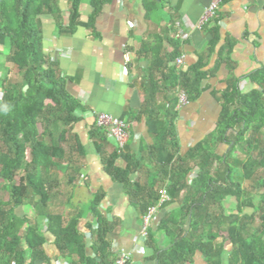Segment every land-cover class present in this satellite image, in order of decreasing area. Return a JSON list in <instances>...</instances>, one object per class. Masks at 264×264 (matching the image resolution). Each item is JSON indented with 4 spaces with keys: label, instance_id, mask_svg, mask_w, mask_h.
Segmentation results:
<instances>
[{
    "label": "trees",
    "instance_id": "16d2710c",
    "mask_svg": "<svg viewBox=\"0 0 264 264\" xmlns=\"http://www.w3.org/2000/svg\"><path fill=\"white\" fill-rule=\"evenodd\" d=\"M68 3V23H60L59 27L62 31L72 32L80 25L82 0H68ZM103 3L104 0H92L94 10L86 27L93 26L94 17ZM146 3L149 15L160 8L155 0H146ZM59 12L56 0H0V42L12 48L8 61L23 73L25 83L22 89L6 88L0 102V139L5 147L0 151V175L5 181L3 188L10 194L8 201L0 200V264L45 261L47 258L42 250L46 243L45 226L55 236L56 245L68 264H113L109 236L114 225L102 214L97 213V228L91 227L94 256H88L87 241L79 232L81 217L73 218L65 226L62 217L48 211L56 187L52 171H62L58 163L65 156L60 146L65 141L64 135L59 139L57 129L60 123L68 128L79 122L75 113L81 108L58 78L55 66L47 63L43 52L40 16ZM212 21L216 24L210 30L213 39L209 44V57L215 53L220 41L218 20ZM156 41L155 46L144 45L141 55H148L163 66L160 58L164 40L156 37ZM171 44L174 54L163 59L165 72L161 73L162 84L167 83L169 88L162 91L178 93L183 89L189 102L195 103L203 94L204 82L215 76L221 63L227 61L224 56L229 55L232 43L227 41L222 47L213 69L206 70L208 61L201 59L187 72L169 67L181 56L178 44ZM148 79V97L143 111L144 114L148 111L147 126L155 141L149 156L157 166L156 177L149 186L141 185L135 177L143 173L144 164L126 152L102 157V164L113 181L124 187L131 204L143 216L162 199L161 190H155L157 187L166 191L170 198L162 209L179 204L161 221L155 236L151 230L149 232L148 243L153 246L157 264H192L197 254H201L207 264H264V194L260 197V230L243 236L245 227L240 224L241 220H254V217L241 216L242 206H245L243 186L235 181L237 174L227 162V156L244 141L248 131L259 133L264 130V99L260 89L264 85V66L249 75L258 89L242 92L238 79L227 81L220 99L222 110L217 132L212 141L197 144L184 156L175 132L177 101L170 102L164 119L153 117L152 102L158 89L152 74ZM25 86H29L27 91ZM91 130L92 138L108 143L103 130L96 127ZM221 146L228 147L227 155L222 157L217 153ZM253 148L256 151V146ZM99 151L102 153V148ZM121 159L127 164L125 168L118 166ZM255 163L264 171V148L256 153V159L248 157L242 164L241 177L245 181L254 178L252 166ZM196 168L198 174L191 182ZM22 170L25 174L17 183V173ZM258 183L264 191V177ZM183 192L185 195L181 199ZM227 197L237 202V215L230 219L223 213V201ZM102 201V197H96L90 208L99 207ZM28 202L34 205L35 223L14 213ZM214 209H220V215ZM44 221H47L45 226ZM27 225L29 227L24 231ZM159 236H165L163 247L158 245ZM227 243L233 249L229 254L225 248ZM227 255L229 259L224 263Z\"/></svg>",
    "mask_w": 264,
    "mask_h": 264
},
{
    "label": "crops",
    "instance_id": "0c3cea01",
    "mask_svg": "<svg viewBox=\"0 0 264 264\" xmlns=\"http://www.w3.org/2000/svg\"><path fill=\"white\" fill-rule=\"evenodd\" d=\"M155 1L160 8L149 15L146 0H104L94 17L93 26L86 27L94 7L92 0H82L78 18L80 25L72 32L62 31L59 27L60 23H68V0H56L59 13L40 16L47 63L55 66L58 78L81 106L75 113L80 121L66 130L57 131L59 139L64 135L65 141L60 146L65 156L58 163L62 171H52L56 187L48 211L62 217L65 226L73 218L81 217L79 232L87 241L88 256H94L91 227L97 228V213L102 214L114 225L109 236L113 264L121 252L130 255L129 264H157V261L148 241L136 242L143 230L144 216L131 204L124 187L114 182L104 170L102 157H110L116 150L110 141L105 143L92 138L94 114H107L127 124L129 140L126 153L144 164L143 173L135 180L149 186L157 175V166L150 161L149 152L155 141L147 126L148 111L144 114L143 107L151 74L158 89L152 102L153 117L164 119L170 102L177 101V92L162 91L169 88L167 83L162 84L161 73L165 72L163 59L174 54L171 43L176 42L181 56L185 57L184 72L201 59L208 61L206 70L213 69L222 47L227 41L232 43L229 55L224 56L227 61L221 63L215 76L204 82L201 98L187 107L175 109L178 112L175 132L183 156L215 131L222 110L219 97L227 88V81L238 79L242 92L258 89L249 75L264 66V0H227L222 4L216 16L220 41L210 57L209 44L213 39L210 30L216 23L212 21L203 28L199 24L211 0ZM156 37L164 40L160 58L163 66L150 56L141 55L144 45L155 46ZM175 64L176 61L169 67L176 68ZM260 89L263 90L264 85ZM99 148H102V153ZM221 148L217 153L222 157ZM126 165L122 159L118 163L119 167L125 168ZM198 170H194L191 182ZM184 195L185 192L181 199ZM96 197H102L103 201L99 207L91 209ZM230 199H224L225 208ZM178 207L177 203L159 209L150 228L154 236L161 221ZM14 213L21 219L37 221L32 204L17 208ZM46 224L44 221L43 225ZM43 234L46 243L42 250L47 259L35 264H68L56 245L55 236L46 226ZM164 243L165 236H159L158 245L163 247ZM27 264H31V260Z\"/></svg>",
    "mask_w": 264,
    "mask_h": 264
},
{
    "label": "rangeland",
    "instance_id": "374dc122",
    "mask_svg": "<svg viewBox=\"0 0 264 264\" xmlns=\"http://www.w3.org/2000/svg\"><path fill=\"white\" fill-rule=\"evenodd\" d=\"M12 52V48L6 44H2L0 42V102L3 99L5 94L6 88H18L22 89L24 87V79L23 73L14 65H12L9 61V55ZM263 92V99H264V89ZM222 98V95L219 97V101ZM42 129V128H41ZM66 130V126L63 123H60L58 126L57 131ZM217 132V127L215 131L209 135V138L206 140L208 142L212 141L214 135ZM49 141V138L46 137ZM254 146H256V151H254ZM5 147L0 139V151L3 150ZM264 148V130L260 131L259 133H254L253 131H248L244 136V141L236 146L235 151L230 155L227 156V162L232 166L235 171V181L241 183L244 190L243 195V202L245 206H242V215L247 218L254 217V220H247L242 219L240 224L245 227V232H243V236L247 234H255L257 231L260 230L261 221L260 218L262 216V204L260 201V197L264 194L263 189L259 186V179L264 177V171L255 163L252 166V170L254 171V178L251 181H245L241 176L243 174L242 171V164L248 157L251 159H256V153L259 152ZM222 155H227L228 147L222 146ZM25 173L24 171H20L17 173L16 182L18 183L20 177L23 176ZM5 181L2 179L0 175V200L1 201H8L10 199V194L3 188ZM160 192L164 191L163 189ZM226 204V208L224 207L223 213L226 215L227 218L230 219L232 215H237V202L234 198L228 200ZM27 205H31V203H27ZM214 212L220 215V209H214ZM231 212H234L232 214ZM240 216V217H241ZM229 221L227 222L228 225ZM226 251L227 253L232 252V246L227 243L226 244ZM227 259L224 263H227L229 256L227 255ZM192 264H207L206 260L203 258L202 255L197 254L195 259L193 260Z\"/></svg>",
    "mask_w": 264,
    "mask_h": 264
},
{
    "label": "built area",
    "instance_id": "2783aa9c",
    "mask_svg": "<svg viewBox=\"0 0 264 264\" xmlns=\"http://www.w3.org/2000/svg\"><path fill=\"white\" fill-rule=\"evenodd\" d=\"M227 2V0H211L208 8L206 9L199 26L203 28L208 25L213 19L216 18L217 13L222 6ZM66 19H68L66 15ZM185 64V57L182 55L176 60V69L179 72L183 71V66ZM177 97V110L187 107L189 105V99L186 92L183 89H179ZM93 127L103 130L108 137V141H110L114 147L116 152L121 155L126 152L128 140H129V132L127 124L115 117L109 116L103 113H95L93 116ZM162 199L157 207H154L149 210L148 214L143 218V230L139 237L138 241H148L149 232L152 225V221L154 217L157 215L160 208L163 205L170 201L169 196L166 191L161 192ZM131 257L126 252H121L118 255L114 264H129Z\"/></svg>",
    "mask_w": 264,
    "mask_h": 264
},
{
    "label": "water",
    "instance_id": "95a60500",
    "mask_svg": "<svg viewBox=\"0 0 264 264\" xmlns=\"http://www.w3.org/2000/svg\"><path fill=\"white\" fill-rule=\"evenodd\" d=\"M28 88H29V86H25L24 90H25V91H27V90H28Z\"/></svg>",
    "mask_w": 264,
    "mask_h": 264
}]
</instances>
